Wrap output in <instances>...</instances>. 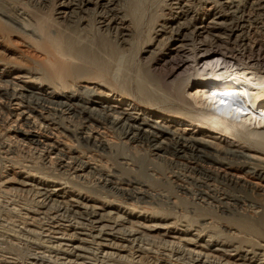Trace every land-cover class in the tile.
<instances>
[{
  "label": "bare ground",
  "instance_id": "obj_1",
  "mask_svg": "<svg viewBox=\"0 0 264 264\" xmlns=\"http://www.w3.org/2000/svg\"><path fill=\"white\" fill-rule=\"evenodd\" d=\"M181 1L154 31L165 63L221 58L173 85L175 110L113 94L85 63L67 33L92 0H61L54 36L0 3V264H264V132L183 95L195 81L264 106L240 98L264 84V0H216L207 21ZM118 2L96 0L94 24L125 44Z\"/></svg>",
  "mask_w": 264,
  "mask_h": 264
},
{
  "label": "rangeland",
  "instance_id": "obj_2",
  "mask_svg": "<svg viewBox=\"0 0 264 264\" xmlns=\"http://www.w3.org/2000/svg\"><path fill=\"white\" fill-rule=\"evenodd\" d=\"M60 1L46 0L44 6H39V4L28 0H0V3L21 8L30 15L32 26L40 34L54 36L59 27H54L53 18ZM173 1L175 0H119L117 8L120 9V14L124 15L126 25L131 30L125 44L117 43L112 35L103 33L96 28L95 15L93 14L96 0H92V3L88 5L90 10L86 14L87 16H84L89 22L85 24L84 28L76 26L74 29L72 27L73 30L69 31L71 33L67 30L65 33L68 32L67 34H70L79 46H83L82 48L87 50L83 56L85 63L89 67L99 69L98 75L101 73L105 78V82H108L107 86H110L109 89L113 94L121 95L148 108L175 110L177 105L173 104L175 98L170 90L174 87L173 85L182 84L186 79L196 74L197 69H201L207 64L213 66L221 57L219 55L209 56L195 65L192 55L183 53L181 56L185 60L183 66L174 69L172 61L165 63L161 53H167L166 48L169 43L166 44L164 36L156 37L155 32L166 18L173 17L175 9L172 10L168 6V3L171 4ZM181 2L187 3L191 6L192 13H199L201 20L207 21L210 14H205L206 9L212 6L216 0H184ZM172 7H176V5L174 4ZM182 20L184 19H179V21ZM172 46L170 44L169 47ZM147 50H152L154 53L146 52ZM158 57H161L162 60L157 61ZM196 66L199 67L196 69ZM213 75L225 76L226 73L217 72ZM239 81L240 79L233 80L236 84L234 87H237ZM231 90L233 88L224 90L215 85L196 84L194 81L184 87L183 95L192 106L198 109H203L204 104L211 105V108L216 109L217 115L233 127L239 128L243 134L246 133V136L253 137L254 135L255 137L256 132H264V106L256 105L250 112L247 109L239 112L238 110L244 107L238 106L237 103L233 104V100L226 98ZM262 95H264V84L256 85L255 88L247 86L246 95H241L240 98L247 104L248 99L260 98L263 97ZM223 105H227V110L223 109Z\"/></svg>",
  "mask_w": 264,
  "mask_h": 264
}]
</instances>
